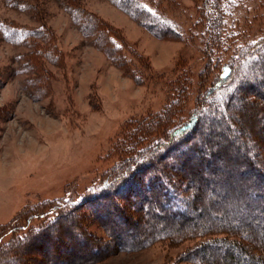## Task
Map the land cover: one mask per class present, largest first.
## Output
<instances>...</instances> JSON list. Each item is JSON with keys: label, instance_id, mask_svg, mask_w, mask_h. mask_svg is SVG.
<instances>
[{"label": "rangeland", "instance_id": "1", "mask_svg": "<svg viewBox=\"0 0 264 264\" xmlns=\"http://www.w3.org/2000/svg\"><path fill=\"white\" fill-rule=\"evenodd\" d=\"M25 1L21 5L20 0H0V24L3 21L13 23L38 34L35 40L9 42L0 25V228L13 222L22 209L38 206L41 202L87 200L88 193L100 188L108 179L106 173L117 163L113 146L123 145L127 124L162 111L174 99L172 87L181 70L189 71L190 95L179 120L187 118L195 107V100L211 87L219 71L232 68V61L243 48L264 37V0L230 1L233 2L232 10L224 18L225 35L230 37L225 38L228 42L220 57L210 58V61L204 56L206 37L199 13L203 0L163 1L161 11L182 32V40L153 36L111 0ZM78 9L101 29L112 28L116 35H122L134 46L143 58L141 64H134L140 70L137 80L111 63L97 47L89 27L82 29L72 19V10ZM44 36L52 42V49L42 44ZM34 41L42 44L37 49H40L38 57L33 56L36 47L31 45ZM46 49L49 51L44 54L42 51ZM243 105L238 102L231 111L232 116L243 117L253 141H264V116L260 115L258 107L248 104L245 110ZM234 120L232 124L237 129ZM159 135L153 136L158 138ZM212 142L216 139L209 141ZM234 154L237 156L230 148L228 156L219 157L216 177L227 175L225 166L229 167L232 160H235L232 166L238 167L241 160L238 161ZM260 156L264 161V153ZM163 162L166 163L160 161L158 164ZM186 165L189 170L203 171L206 167L198 160H190ZM143 166L148 170L144 174L139 173L141 168L136 170L119 190V195L128 192L127 195L141 197L142 190L137 187L145 184L154 169V165ZM213 168L216 166L210 171ZM226 179L227 182H216L212 186L206 184L219 187L222 192L229 190L224 200L212 206L216 212L233 202L237 192V175ZM247 179L252 180L251 175ZM193 184L205 186L200 180ZM261 189L264 190V186ZM119 195L92 202L91 207H99L97 211L94 208L93 213L82 210L81 214L87 216L86 221L79 223L85 245L90 238L93 243L97 239L102 248L96 242L94 255H83L76 264H198L190 261L191 254H197L194 245L203 239L183 238L178 242L154 239L143 244L141 240L149 233L143 223L146 215L136 212L137 205L131 196ZM198 197L202 204L209 202L203 192H199ZM142 202L147 205L144 200ZM116 204L120 208H116ZM179 222L173 216L165 220L173 226ZM111 225H117V236L108 231ZM116 238L119 244L114 242ZM74 243L73 239L62 241L56 250L58 260L69 257L70 262L77 257L75 255L83 254L85 249L81 251ZM137 244L140 246L136 247ZM65 247H72L75 255L68 254Z\"/></svg>", "mask_w": 264, "mask_h": 264}, {"label": "trees", "instance_id": "2", "mask_svg": "<svg viewBox=\"0 0 264 264\" xmlns=\"http://www.w3.org/2000/svg\"><path fill=\"white\" fill-rule=\"evenodd\" d=\"M111 1L153 36L183 39L182 32L161 11L165 0ZM230 1L203 0L199 9L206 37L204 56L209 61L220 57L222 48L228 42L225 38L230 37L225 35L227 25L224 19L232 10L233 2ZM20 3L24 5L26 1L20 0ZM71 17L82 29L89 27L88 29L93 31L97 47L113 65L135 80L140 77V70L135 65L141 64L143 58L122 35H116V31L109 27L102 30L101 26L92 22L93 20L80 9L72 10ZM0 25L4 31L3 36L9 42H21L29 38L35 40L38 35L35 30L13 23L7 24L3 21ZM41 40H44L42 44H45V47L52 49V42L47 36ZM42 44L39 45L35 41L32 43L31 46L36 47L33 56L40 55V49H37ZM47 50L42 52L45 54ZM231 64L232 68L219 71L211 87L199 95L187 118L179 120L178 116L186 109L190 95L189 71L181 70L172 87L174 99L157 114L127 124L123 145L113 146L115 155L118 156L117 163L106 173L105 177L108 179L103 181L100 188L88 193V199L85 201L89 202H85L83 198H80L83 204L71 199L41 202L38 206L22 209L13 222L0 228V264H76L77 259L83 255H92L93 244L100 241L95 239L96 242L93 243L90 238L91 241L85 245V235L81 233L79 223L86 221L87 216L81 214L82 210L93 213L99 207H91L92 202L110 195H119V190L136 170L144 168L139 171L144 174L147 167L143 164L148 167L154 165V169L149 173L145 184L137 187V190H142L141 197L136 198L135 194L127 195L128 192L120 194L126 198L131 196L137 205L136 212L146 215L144 218L147 219H143V223L149 233L141 240L143 244L154 239L178 242L183 238H200L203 240L194 245L197 254L192 253L190 261H197L198 264H264V190H260L264 186V161L260 156L264 153V147L261 145L263 140L253 141L244 125L243 117H233L231 114L238 102H241L244 104L242 109L249 104L250 107H258L260 115L264 116V37L243 48ZM254 111L257 114L255 109ZM241 115L246 116L245 113ZM233 118L238 125L237 129L232 124ZM155 134L161 135L155 138ZM213 138L216 142L209 143ZM183 144L185 146L180 150ZM176 147L178 149L175 150ZM230 148L235 151L237 156L234 154V157L238 158V161L241 160V163L235 168L232 166L235 160L230 161L228 158L227 161H230L231 165L225 166L227 175L216 177L219 157L226 156ZM190 160L205 163V170H189L186 163ZM160 161L166 163L158 164ZM213 166L216 168L210 171ZM176 174L180 177L178 175L176 178ZM235 174L239 179L235 187L237 192L232 198L234 201L222 207L220 211H214L212 206L224 200L229 190L222 192L219 187L208 186L224 180L227 182L226 178ZM250 175L252 180L247 179ZM196 179L205 186L193 184ZM199 192H203L209 201L206 205L199 202ZM231 194L233 193L230 192ZM242 194L245 196L242 197ZM245 198L246 202L243 201ZM143 200L147 205H144ZM115 207L120 208V205L116 204ZM157 210L163 215L161 212L157 213ZM190 212H193V215H190ZM169 216L177 218L179 224H166L165 220ZM118 219L122 221L120 216ZM114 225H111L108 231L116 235L118 229L117 225ZM72 239L76 242L74 245H79L78 248L85 251L78 256L75 255L76 251L72 252V247H65L69 250L66 251L68 254L72 253L77 257L70 262L69 257L58 260L57 247L63 240ZM114 242L119 244V239L116 238ZM89 246L91 249H86ZM98 246L102 248L100 243ZM138 246L140 244L136 245Z\"/></svg>", "mask_w": 264, "mask_h": 264}]
</instances>
